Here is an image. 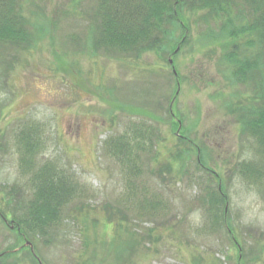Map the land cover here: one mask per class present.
<instances>
[{"label":"rangeland","instance_id":"obj_1","mask_svg":"<svg viewBox=\"0 0 264 264\" xmlns=\"http://www.w3.org/2000/svg\"><path fill=\"white\" fill-rule=\"evenodd\" d=\"M99 1H15L29 39L0 42V264H264L263 149L236 108L259 73L233 80L232 40L193 3L178 9L185 28L167 24L139 55L103 47ZM26 125L41 131L40 163L71 172L77 192L57 225L22 244L8 222L30 199ZM244 163L255 180L242 178ZM218 186L220 225L207 193Z\"/></svg>","mask_w":264,"mask_h":264},{"label":"trees","instance_id":"obj_2","mask_svg":"<svg viewBox=\"0 0 264 264\" xmlns=\"http://www.w3.org/2000/svg\"><path fill=\"white\" fill-rule=\"evenodd\" d=\"M15 1L0 0V42L10 48L19 49L18 47L29 39V34L19 26L20 17L15 13ZM192 3L197 9L209 12L217 23L219 36L229 42L232 40L224 58L230 65L233 80L242 85L247 82L250 84L253 83L250 78L255 73L260 75L255 84V94L240 99L236 108L242 112L244 128L263 149L261 152L264 155V0H100L98 9L102 31L99 44L115 48L118 52H136L139 55L147 47L158 43L161 35L159 33L166 31L164 28L167 24L179 22L185 28L178 15V9ZM246 33L251 36L254 33L256 41L245 42L246 48L243 50L237 41ZM40 133L38 125L34 128L33 125H26L18 137L22 150L20 170L21 175H28L26 186L30 199L22 200L21 212L19 215L12 212L14 215L8 223L18 232L17 241L22 244L29 236H44L47 230L57 225L60 222L62 207L72 200L77 192L73 190L75 178L71 172L67 169L65 171L62 166H56L50 160L40 163ZM134 133L143 137V125L136 126ZM134 142L136 145L142 144L138 139ZM125 146L130 145L122 143L120 149L124 151ZM147 146L150 147L151 144ZM129 148L127 147V150ZM198 157L201 163L202 158L200 155ZM240 174L242 178L255 180L259 176V169L244 163ZM128 193L133 195L132 186L128 188ZM207 193L211 203L214 201L217 205L213 219L220 225L225 220L223 211L219 209L225 197L222 186ZM3 219L6 222L7 218ZM10 252L7 250L3 254L9 255Z\"/></svg>","mask_w":264,"mask_h":264},{"label":"water","instance_id":"obj_3","mask_svg":"<svg viewBox=\"0 0 264 264\" xmlns=\"http://www.w3.org/2000/svg\"><path fill=\"white\" fill-rule=\"evenodd\" d=\"M170 63H172V61L170 60Z\"/></svg>","mask_w":264,"mask_h":264}]
</instances>
